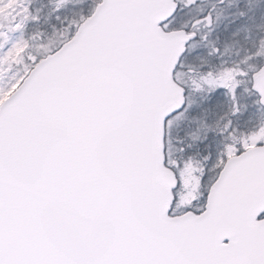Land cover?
I'll return each mask as SVG.
<instances>
[{
  "label": "water",
  "instance_id": "obj_1",
  "mask_svg": "<svg viewBox=\"0 0 264 264\" xmlns=\"http://www.w3.org/2000/svg\"><path fill=\"white\" fill-rule=\"evenodd\" d=\"M175 10L172 0H102L74 38L42 60L0 107V201L16 198L17 189L37 201L30 212L23 205L8 221L0 218V233L10 222L0 264L88 260L81 238L90 245L102 241L84 217L92 207L103 223L111 264H184L186 240H219V225L228 239L250 238L264 254V222L238 232L232 211L222 213L220 224L215 220L214 198L234 160L212 187L202 217L166 218L175 183L163 169V122L183 105L171 75L194 39L158 28ZM253 90L264 107V68ZM128 103L133 111L121 133ZM253 160L264 167V149L249 152L240 164ZM82 168L104 174L99 201L93 187L98 179L87 181ZM143 197L150 203L133 214L138 222L116 201L141 203ZM263 254L258 264H264Z\"/></svg>",
  "mask_w": 264,
  "mask_h": 264
},
{
  "label": "rangeland",
  "instance_id": "obj_2",
  "mask_svg": "<svg viewBox=\"0 0 264 264\" xmlns=\"http://www.w3.org/2000/svg\"><path fill=\"white\" fill-rule=\"evenodd\" d=\"M99 1L0 0V103L20 84L31 67L44 57V53H50L72 37L76 27L91 15ZM177 3L179 11L171 24L164 27L165 30H187L189 27V31L195 30L197 34L201 31L202 35L199 45H196L198 39L188 47L176 81L187 87L190 101L214 98L213 108L210 107L213 113L207 115L206 120L193 119L195 113L190 107L171 125L168 122L169 163L179 173L174 208L188 205V209L198 211L202 204H193L196 192L203 189V184L211 185L223 163L239 150L264 143V113L250 93V77L264 63V0H232L231 3L229 0H177ZM206 3L207 6H200ZM230 4L233 11L236 10L235 18L242 17L244 20L232 22L225 18ZM211 5H216L217 16L210 21L201 18ZM223 19L228 22L221 25ZM49 25L52 31L49 30L51 33L45 44L38 48L42 28ZM213 28L215 32L222 33V39H217V43L209 36ZM225 34L229 36L224 39ZM198 74H202L199 75L201 77ZM223 105H227L225 113ZM185 120H189L188 124L192 123L190 126L198 128L197 137L192 132L187 134L189 139L198 142L191 144L190 148L202 146L204 153L200 164L193 161L181 163L187 149L176 143L175 136L180 131L179 123ZM224 121H227L225 131L222 128ZM240 129L246 130V133L242 136L240 133L238 140L234 141V135ZM183 137L186 138V135ZM172 158L174 161H171Z\"/></svg>",
  "mask_w": 264,
  "mask_h": 264
},
{
  "label": "trees",
  "instance_id": "obj_3",
  "mask_svg": "<svg viewBox=\"0 0 264 264\" xmlns=\"http://www.w3.org/2000/svg\"><path fill=\"white\" fill-rule=\"evenodd\" d=\"M48 28H46V29H44V30H42L41 32V38L42 39H40L41 40V42H44L46 39H47V33L45 32L46 30H47Z\"/></svg>",
  "mask_w": 264,
  "mask_h": 264
}]
</instances>
